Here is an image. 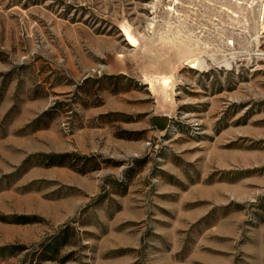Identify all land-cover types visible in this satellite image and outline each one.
I'll use <instances>...</instances> for the list:
<instances>
[{
  "label": "rangeland",
  "instance_id": "1",
  "mask_svg": "<svg viewBox=\"0 0 264 264\" xmlns=\"http://www.w3.org/2000/svg\"><path fill=\"white\" fill-rule=\"evenodd\" d=\"M0 264H264V0H0Z\"/></svg>",
  "mask_w": 264,
  "mask_h": 264
},
{
  "label": "trees",
  "instance_id": "2",
  "mask_svg": "<svg viewBox=\"0 0 264 264\" xmlns=\"http://www.w3.org/2000/svg\"><path fill=\"white\" fill-rule=\"evenodd\" d=\"M50 114V110H47L45 111L43 114H41L38 118H37V122L39 121H42L44 120L48 115ZM66 156H69V153H65V154H59V155H54L52 158L55 160L57 158V160L59 159L60 161H56L54 164H65L64 161H63V158H65ZM71 167L73 168H76L74 164H70ZM34 219L32 216L30 215H17L15 216V219H14V222H17V223H30V222H33ZM5 248H13V250H15V246H8V247H5ZM21 250H24L25 247L21 246L20 247ZM2 249V248H1ZM57 248H55L53 251H55ZM44 254H46L44 252ZM50 258H53L50 257Z\"/></svg>",
  "mask_w": 264,
  "mask_h": 264
},
{
  "label": "water",
  "instance_id": "3",
  "mask_svg": "<svg viewBox=\"0 0 264 264\" xmlns=\"http://www.w3.org/2000/svg\"><path fill=\"white\" fill-rule=\"evenodd\" d=\"M154 120L160 121L161 127L165 128L167 126L169 116L168 115H157V116H154Z\"/></svg>",
  "mask_w": 264,
  "mask_h": 264
},
{
  "label": "bare ground",
  "instance_id": "4",
  "mask_svg": "<svg viewBox=\"0 0 264 264\" xmlns=\"http://www.w3.org/2000/svg\"><path fill=\"white\" fill-rule=\"evenodd\" d=\"M126 38H127V39L129 40V42L132 43V44H133V42L135 41L134 37H133L131 34H129V33L126 34ZM199 64H200V62L197 61V62H194L192 66L195 67V66H198Z\"/></svg>",
  "mask_w": 264,
  "mask_h": 264
}]
</instances>
